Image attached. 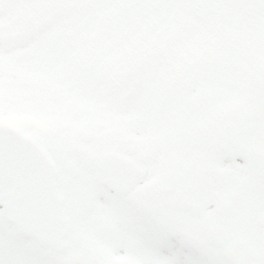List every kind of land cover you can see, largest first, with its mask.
<instances>
[{
	"label": "snow or ice",
	"instance_id": "6c2138e0",
	"mask_svg": "<svg viewBox=\"0 0 264 264\" xmlns=\"http://www.w3.org/2000/svg\"><path fill=\"white\" fill-rule=\"evenodd\" d=\"M0 264H264V0H0Z\"/></svg>",
	"mask_w": 264,
	"mask_h": 264
}]
</instances>
